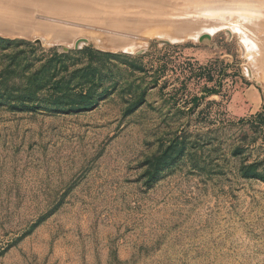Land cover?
<instances>
[{"label":"rangeland","instance_id":"1","mask_svg":"<svg viewBox=\"0 0 264 264\" xmlns=\"http://www.w3.org/2000/svg\"><path fill=\"white\" fill-rule=\"evenodd\" d=\"M161 6L0 32V264H264V30Z\"/></svg>","mask_w":264,"mask_h":264},{"label":"bare ground","instance_id":"2","mask_svg":"<svg viewBox=\"0 0 264 264\" xmlns=\"http://www.w3.org/2000/svg\"><path fill=\"white\" fill-rule=\"evenodd\" d=\"M133 1L135 3V0ZM145 2L143 4L139 2L140 4L136 5L129 2L131 3L130 6L125 3V9L121 11L122 2L119 5L116 0H0V32L19 33L25 36L47 35L53 38H69L82 33L85 28H90L92 32L104 31L107 34L120 33L121 30L128 29L133 30L132 33H134L144 26L163 24L167 21L162 20V17L166 16L164 10L167 9L163 8L162 4L167 5L170 10H176L173 15H167L170 17L186 15V12L184 13L178 8L179 6L189 8L191 14H199L201 13L199 11L205 8L211 13H209L210 17L216 15L224 18L236 13L240 15L245 24L257 28L256 34L260 29L264 30L262 29L264 28V0H145ZM133 17H140L141 19L137 20ZM179 21L174 22L173 25H176L178 30H182L181 28H185L186 24L181 20ZM258 28L260 29L258 30ZM157 36L159 37V35ZM163 36L167 37L168 35ZM255 42H252V45Z\"/></svg>","mask_w":264,"mask_h":264}]
</instances>
